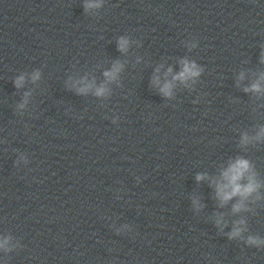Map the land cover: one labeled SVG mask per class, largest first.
Masks as SVG:
<instances>
[{
	"label": "clouds",
	"instance_id": "1",
	"mask_svg": "<svg viewBox=\"0 0 264 264\" xmlns=\"http://www.w3.org/2000/svg\"><path fill=\"white\" fill-rule=\"evenodd\" d=\"M101 4L97 2H92V0H89L88 3H85L84 8L87 11L88 9L92 8H98ZM129 46V41L126 38H121L118 41V50L121 52H126L127 48ZM262 62H264V56H262ZM182 63V70L175 76H173V81L179 80L181 82H186L190 78H195L199 76L201 69L197 67V65L194 62H189L188 60L181 61ZM123 65L116 61L113 65L111 70L105 71L104 76L106 77L108 82L114 81L117 78L118 73L122 70ZM159 71V69H157ZM172 72V69H168V73L166 75L170 74ZM241 79H243V74H241ZM39 79V72H36L32 75V80L35 81ZM261 79L264 80V74L261 75ZM24 82V76H20L16 79L15 85L17 88L21 87ZM153 83H159L158 78H154ZM94 87L93 83H87L84 82V87L78 88L77 92L78 94L87 93L89 90H91ZM173 87V83L166 81L163 85V87L160 88L161 93H163L165 96H171V89ZM261 91V85L259 82L253 83L251 85V88H246L245 91ZM107 92L106 85H100L99 87L95 88L94 94L96 96H103ZM27 95V94H26ZM20 107H23V104L20 105ZM261 136H264V129H261ZM259 138V137H258ZM248 137L245 136L243 138V142L247 143ZM251 170V165L248 160L245 159H237L234 163H231L230 166L222 173L221 180L214 181L216 185V195L219 198L221 202V206L226 204L228 201L233 199L234 197H240V202L233 205V211L239 212L243 207L244 203L243 201L247 199L252 193L256 192L257 189L260 187V185L255 181L254 175H249L248 173ZM197 181L203 180L204 176L197 175L196 177ZM247 179V183H241L242 180ZM194 203H196L194 201ZM217 223L219 224L220 221L218 220ZM239 224L244 223L243 221H239ZM243 231L240 227H235L233 231L230 233L229 238H235L240 236L241 232ZM247 243L250 245H260L264 244V240H260L257 237L249 236ZM2 246V245H0Z\"/></svg>",
	"mask_w": 264,
	"mask_h": 264
}]
</instances>
